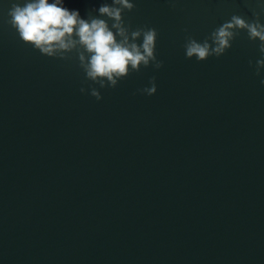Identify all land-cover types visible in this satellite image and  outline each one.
I'll list each match as a JSON object with an SVG mask.
<instances>
[{"label":"water","instance_id":"95a60500","mask_svg":"<svg viewBox=\"0 0 264 264\" xmlns=\"http://www.w3.org/2000/svg\"><path fill=\"white\" fill-rule=\"evenodd\" d=\"M13 2L0 0V264H264L259 42L242 32L205 62L184 51L255 0H131L125 21L157 30L164 66L101 101L80 92L77 59L19 38ZM105 2L65 6L86 18ZM153 77L157 93L139 94Z\"/></svg>","mask_w":264,"mask_h":264},{"label":"clouds","instance_id":"9594fccd","mask_svg":"<svg viewBox=\"0 0 264 264\" xmlns=\"http://www.w3.org/2000/svg\"><path fill=\"white\" fill-rule=\"evenodd\" d=\"M255 2L251 19L233 14L202 42L187 35L185 56L199 62L220 58L246 32L250 41L259 42L260 58L249 64L257 76L264 75V3ZM134 10L135 3L131 0H111L89 10L84 18L79 10L66 7L65 0H14L8 10V22L26 45L43 56L64 61L77 59L85 77L83 83L87 85L80 92L101 101L100 89H115L120 81L142 68L154 66L159 70L164 66L157 59V30L147 26L134 29L126 23L125 14ZM149 85L138 89L139 94L155 95V77Z\"/></svg>","mask_w":264,"mask_h":264}]
</instances>
